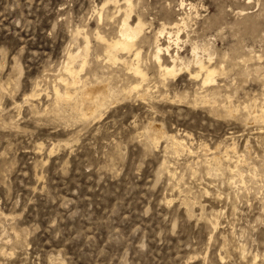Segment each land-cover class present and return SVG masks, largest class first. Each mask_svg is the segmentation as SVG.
I'll use <instances>...</instances> for the list:
<instances>
[{
    "label": "rangeland",
    "instance_id": "obj_1",
    "mask_svg": "<svg viewBox=\"0 0 264 264\" xmlns=\"http://www.w3.org/2000/svg\"><path fill=\"white\" fill-rule=\"evenodd\" d=\"M123 1L0 0V264H264V0H129L143 82L97 38ZM85 38L99 109L55 97ZM155 40L188 68L163 80Z\"/></svg>",
    "mask_w": 264,
    "mask_h": 264
},
{
    "label": "bare ground",
    "instance_id": "obj_2",
    "mask_svg": "<svg viewBox=\"0 0 264 264\" xmlns=\"http://www.w3.org/2000/svg\"><path fill=\"white\" fill-rule=\"evenodd\" d=\"M111 1L116 3L118 0L117 1L111 0ZM123 3L125 6L124 17L121 19L120 23L118 24L117 37H115L114 39H111V40H105L104 38H102V36L97 35V38L100 39L105 45V54H106V58L108 61H111V63L113 62L114 64L120 63V64L124 65L128 71L131 70L133 72V74L138 76L140 78L141 82H143L146 80V73L143 71V69L140 68V65L138 64L139 56H140V49L137 48V44H138L137 42L139 41V38L141 36L143 24L140 20H137L136 22L130 23L131 21L129 20V18H130L129 14H130V9H131L130 8L131 2L129 0H124ZM118 10H119V7H118ZM183 21L184 20H181L180 24L178 22L172 24L170 29H173V28L176 29L175 32L166 31L167 27L164 24H162L161 28L157 32V36L159 37V36H163L164 34H166L167 40H168V42H170L171 37L173 35L174 42H175V44H177L176 42L179 41V37H178L179 30H180L179 28L181 26H184L186 23V22L184 23ZM158 40H155V43H154L155 51L153 54V59H154L156 66L158 68V72L160 74V77H162L163 80L167 77H174L177 74V72L181 71L182 68H185V69L188 68V66H183L182 64L181 65L179 64L180 67H177L178 65H176V63H178V61L179 62L181 61L178 58L177 54H174V57L171 58L170 65L165 64L161 60V53L164 52V53L168 54L170 46H169V44L166 46H162ZM88 44H89V42H88L87 38H85V47H84V54H83L84 57L82 59V63L80 65L79 71L74 69L73 63L76 61L77 58L79 59V57H81L82 52L79 53V51H78V53H76V54H71V53L68 54L67 62H65L64 66H63V71L68 76V79L60 78V81L64 83L65 91L63 94H59V91L57 89H55V97H56V100H59L60 102H62L61 100H64L66 102L67 101L71 102V100H73V96L70 95L71 89L79 90V95L77 96L76 99H74L75 103H79V104L80 103H87L91 106L90 108H92V106H95L98 108V106L105 104V102L107 101V99L109 97V91H110V88L108 86H110V85L100 83L99 81H98L99 83H96L94 85L90 84L91 86L90 85L88 86V84L86 85L83 82L80 83L79 72L83 69V67L86 63V55H87L86 51H87ZM195 51L193 50V62L197 66L198 72L199 73L203 72V81H202L203 84L207 85V84L213 83L215 80L214 79V74L216 73L215 70L204 65L202 60L200 59V57L197 56V53ZM130 55L133 56V62L134 63L131 62L129 64L127 58ZM199 73H197V74H199ZM101 82H103V81H101ZM141 82L133 85L130 88V90L131 91L137 90L139 88ZM78 83H80L79 87L76 86ZM68 104H70V103H68ZM77 105H75V106L77 107ZM82 105H84V104H82ZM89 111H88V114H89ZM229 113H230V111H229ZM80 116L86 117V114H82ZM257 118L258 119L264 118V106L262 107V109H260L259 115L254 117V119H257ZM154 134H156V133H154ZM160 135H162V134H160ZM169 136H170V138L173 139V142L177 148H179V149L184 148L185 145L182 143L183 142V141H181L182 139L180 140V139H177L173 136L171 137V135H169ZM154 140H156V137L154 138ZM218 160H219V158H218ZM217 164H219V163H217ZM235 167L237 168V165ZM235 167H233V168H235Z\"/></svg>",
    "mask_w": 264,
    "mask_h": 264
}]
</instances>
